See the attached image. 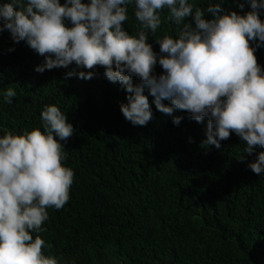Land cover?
<instances>
[{
    "label": "trees",
    "instance_id": "1",
    "mask_svg": "<svg viewBox=\"0 0 264 264\" xmlns=\"http://www.w3.org/2000/svg\"><path fill=\"white\" fill-rule=\"evenodd\" d=\"M189 2L203 8L209 0ZM212 3L241 15L250 10L249 0ZM127 8L123 27L136 35L134 3ZM161 20L148 40L157 54L156 40L176 34L167 10ZM255 56L264 70V44ZM43 59L7 30L0 32V136L43 131L46 105L57 106L75 130L66 144L61 141L62 163L74 173L69 199L47 209L44 231L32 233L45 241V255L59 264H264V173L257 176L247 166L264 149L244 153L234 133L219 149L202 146L206 119L197 123L187 112L158 111L147 88L152 119L133 125L120 110L129 94L109 82L102 67L90 80L66 78L74 65L38 73ZM162 71L157 63L153 74ZM8 88L16 92L12 103L4 102ZM173 116L182 118L179 125Z\"/></svg>",
    "mask_w": 264,
    "mask_h": 264
},
{
    "label": "clouds",
    "instance_id": "2",
    "mask_svg": "<svg viewBox=\"0 0 264 264\" xmlns=\"http://www.w3.org/2000/svg\"><path fill=\"white\" fill-rule=\"evenodd\" d=\"M132 3L136 35L123 27ZM249 4L241 15L212 0L203 8L189 0H5L0 32L7 30L15 43L24 41L44 58L34 69L38 73L74 65L66 78L90 80L102 67L106 79L129 94L120 110L133 125L152 119L147 88L158 111L187 112L197 123L206 119L202 146L219 149L234 133L251 155L264 149V70L255 56L264 44V0ZM164 10L176 34L156 40L157 54L148 40ZM157 63L163 71L154 75ZM133 77L140 83L134 85ZM15 96L8 88L4 102ZM40 116L43 131L5 130L0 136V264H59L32 233L44 231L47 209H60L69 199L74 173L62 163L63 148L75 130L55 105H46ZM181 119L173 116L172 122L179 125ZM247 166L257 176L264 173V151Z\"/></svg>",
    "mask_w": 264,
    "mask_h": 264
}]
</instances>
